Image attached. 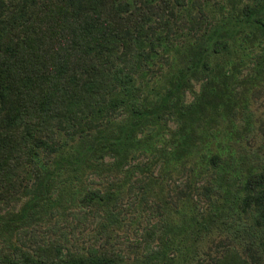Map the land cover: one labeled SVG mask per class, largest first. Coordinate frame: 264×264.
I'll use <instances>...</instances> for the list:
<instances>
[{"label":"trees","instance_id":"obj_1","mask_svg":"<svg viewBox=\"0 0 264 264\" xmlns=\"http://www.w3.org/2000/svg\"><path fill=\"white\" fill-rule=\"evenodd\" d=\"M261 95L264 116V0H0V264H123L13 237L72 212L109 230L122 202L171 196L176 213L197 197L251 216L264 259ZM183 224L148 232L154 260Z\"/></svg>","mask_w":264,"mask_h":264},{"label":"rangeland","instance_id":"obj_2","mask_svg":"<svg viewBox=\"0 0 264 264\" xmlns=\"http://www.w3.org/2000/svg\"><path fill=\"white\" fill-rule=\"evenodd\" d=\"M262 98L261 95L254 106L258 120L257 137L250 141V148L259 159H264V116L260 106ZM186 99L189 101L190 95H187ZM89 180L91 182L88 184L94 187H98L101 182L97 177H90ZM134 193L136 190L129 196H133ZM167 199V205L155 203L153 199L140 204H135L133 198L122 202L118 206V211L114 213L117 222L112 224L109 230L103 229L102 219H98L97 215L93 218L88 215L83 217L82 214L72 212L67 217H52V222L48 226L29 229L26 233L13 237V241L24 246L33 241L40 242L44 238L53 240L65 236L67 239L71 238L70 242L77 244L113 246L123 257V264H226V259L234 253L239 257L229 258V264H238V259L246 261L247 264H264L262 258H251L260 240L257 233H254L259 230L251 216L224 210L216 218L210 213L220 208L217 205L222 206L223 203L213 200L209 202L197 197H193L189 202V214L185 211L176 213L175 198L171 196ZM20 203L21 201L16 202L12 199L8 208L17 210ZM164 222L178 226L184 224L178 229L182 232L173 237V245L165 250L169 255L168 261L164 257L154 260L156 255L152 251L161 252L162 249L159 247V241L152 239L154 237L151 238L152 235L148 232L160 230L165 233L162 227ZM167 237L172 238L168 234ZM1 244V249L7 248L2 242Z\"/></svg>","mask_w":264,"mask_h":264}]
</instances>
